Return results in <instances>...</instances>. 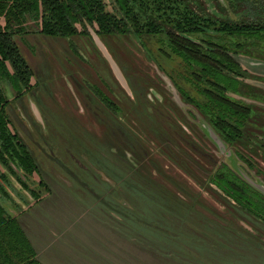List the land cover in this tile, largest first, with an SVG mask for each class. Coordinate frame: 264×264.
I'll return each instance as SVG.
<instances>
[{"label": "rangeland", "instance_id": "374dc122", "mask_svg": "<svg viewBox=\"0 0 264 264\" xmlns=\"http://www.w3.org/2000/svg\"><path fill=\"white\" fill-rule=\"evenodd\" d=\"M87 29L89 34L53 37L40 33L38 26L29 22V33L14 37L32 70V87L10 100L6 112L10 127L28 146L40 172L46 174L47 185L40 188L45 192L47 188L49 197L34 198L30 209L33 197L9 175L14 189L5 206L14 208L38 258L45 264H264V219L221 188L226 211H218L219 215L205 211V221L199 222L200 217L188 207L178 206V194L169 186L185 182L146 174L123 181L113 176L117 188L112 190L109 180H101L97 173L109 168L111 161L105 153L113 147L105 125L108 123L112 138L116 124L111 110L100 101V92L117 100L129 99L130 92L141 98L146 95L150 101V94L156 96L159 108H171L170 114L164 113L179 123L183 139H189L186 146H205L201 154L207 168L225 163L229 147L221 152L208 140L199 125L202 121L192 110H177L158 98L164 91L156 69L166 74L165 79L173 76L180 83L176 71L181 67L175 56L159 54L151 41L129 33L97 36L99 46L95 28ZM247 56L261 63L241 59L246 93L236 97L250 105L248 134L255 143L256 165L264 173V151L259 147L264 145L260 139H264V45L252 47ZM164 167L168 173L177 170L166 162ZM75 175L91 186V195L101 197L92 199L86 187L88 192L78 186ZM34 183L30 186H37ZM246 185L251 189L248 192H257ZM125 187L127 197L131 195V207L129 201L125 205ZM48 202L51 207L46 206Z\"/></svg>", "mask_w": 264, "mask_h": 264}, {"label": "trees", "instance_id": "16d2710c", "mask_svg": "<svg viewBox=\"0 0 264 264\" xmlns=\"http://www.w3.org/2000/svg\"><path fill=\"white\" fill-rule=\"evenodd\" d=\"M108 2L111 9L105 0H0V264H45L37 257L14 208L5 206L12 198L10 190L14 189L9 175L33 198L41 196L29 186L31 175L38 171L36 160L10 127L6 112L10 100L32 87V70L14 41L15 35L29 33V22H34L40 33L53 37L89 34L87 26L95 28L99 37L129 33L151 41L159 54L175 56L181 67L176 71L180 83L173 76L169 78L182 100L228 144L247 173L264 180V173L256 165L255 143L248 134L250 105L236 97L246 92L245 73L235 58L250 55L252 47L264 45V0H224L226 5L220 0ZM162 86L160 100L180 110L163 81ZM130 94L127 100H117L100 92V101L114 111L116 124L111 138L106 123L105 130L114 148L105 153L111 162L101 173L113 184L117 182L113 176L123 181L143 174L209 175L210 183L264 219V195L248 192L251 189L223 162L207 168L202 162H207L206 157L201 154L205 146H186L189 139H183L179 123L165 114L171 113L169 106H162V110L153 95L150 101L146 95L144 99ZM259 147L264 151V145ZM164 162L175 166L176 172H166Z\"/></svg>", "mask_w": 264, "mask_h": 264}, {"label": "crops", "instance_id": "0c3cea01", "mask_svg": "<svg viewBox=\"0 0 264 264\" xmlns=\"http://www.w3.org/2000/svg\"><path fill=\"white\" fill-rule=\"evenodd\" d=\"M101 177H102L101 178L102 181H105L107 183L110 181L112 183L114 190L117 188V186L115 184H113L112 180L108 179V177H106L104 174ZM164 177L172 178L173 179L172 181L175 183H182V182L187 183V184H179V186L169 184V186L172 188L173 192L178 194V197L175 199L176 202H178V206H180L182 208L188 207L191 211L194 212V215L197 218L200 217L201 220L199 222L205 221L204 214H207L206 212H208V211L212 212V214L215 211V213L217 215L221 214L219 212L226 211L225 210L226 209V207H225L226 203L222 199L223 193L221 192L219 186H217L216 184L210 183V181H211L210 177L211 176H209V175L195 176V175H186V174L153 175V176H151V178H160V179H164ZM164 181H166V180H164ZM198 182H202L203 184H198ZM206 183H210V184H206ZM85 187L86 186L84 185V189H85ZM65 188H66V190L70 191L68 189V187L65 186ZM86 188L88 189V191L90 193L91 190L88 187H86ZM125 191H127L126 187L124 188V194H123L124 199H126L125 205L127 206L128 201H129V205L131 207V202H132L130 199L131 195H130V198H129V196L127 197ZM93 195L94 194H92L91 197H92V199H95L96 194L94 196ZM48 197H49V193L47 192L46 196H44L43 199L46 200ZM69 197L71 198V196H69ZM72 198L75 202H78L74 196ZM33 202H34V200L31 201V203L29 204L30 209H31V204H33ZM77 204L82 208H86L85 204H82V203H80V204L77 203ZM46 206L51 207L52 205H51V203L48 202V204ZM206 206H209V207L205 208ZM113 211L115 213V210H113ZM35 215L36 214H34V216ZM114 217H116V215H114ZM36 218L38 220L34 219V218H32V220L34 219V220H37L38 222L41 223V218L39 219V216H36ZM185 225L187 226L186 223H185ZM30 228L32 229L31 225H30Z\"/></svg>", "mask_w": 264, "mask_h": 264}, {"label": "water", "instance_id": "95a60500", "mask_svg": "<svg viewBox=\"0 0 264 264\" xmlns=\"http://www.w3.org/2000/svg\"><path fill=\"white\" fill-rule=\"evenodd\" d=\"M220 1L221 2H224V0H220ZM224 5H226L225 2H224ZM97 36H98L97 34L94 35L95 40H96V37ZM96 41H97V43L100 46L101 43L99 42V40L97 39ZM235 58H236V61L240 65H242V61H241L242 58L249 60V63L250 64H254V62L261 63L260 60H257V59H254V58H250L247 55H243V54L236 55ZM110 62H111V64L113 62L111 60V58H110ZM113 64H114V62H113ZM113 67H114L115 70L117 69V67H116L115 64H114ZM117 71H118V73L120 75V72H119L118 69H117ZM156 71H157V74L159 75V77L162 78V81L164 83V87L170 93L172 101H174L175 104L179 108H181L183 111L185 109L186 110L187 109L192 110L193 113L196 115V118L198 120H201L202 121V123H200L199 125H200V128L203 130V133L205 134L206 138L208 140H210L214 145H216L221 152L224 149L228 148V144L219 136V134L210 126V124L207 123L204 120V118L199 113H197L196 110L191 105L185 103L182 100V98L180 96V93L178 92L177 88L175 87V85L173 84V82L171 81V79L169 78V76H167L169 78V80L168 79H165V76H166L165 73L162 75L160 72H158L157 69H156ZM120 77L122 79V76L121 75H120ZM228 149L229 150H226V153L224 154L225 155L224 162L226 163V165L232 171H234L243 181H245L247 184H249L254 189H256L257 192H259L260 194L264 195V181L262 179H260L259 177L254 176L253 173H250V175H251L250 176L249 173H247L244 168H240L239 165L242 166L243 165L242 162L238 159V157L235 155L234 151L231 148H228Z\"/></svg>", "mask_w": 264, "mask_h": 264}, {"label": "flooded vegetation", "instance_id": "af4514ba", "mask_svg": "<svg viewBox=\"0 0 264 264\" xmlns=\"http://www.w3.org/2000/svg\"><path fill=\"white\" fill-rule=\"evenodd\" d=\"M211 9V8H210ZM233 18H234V16H233ZM250 91H251V89H249ZM151 95L152 94H150V97H151ZM156 97V96H155ZM158 98L159 99H161V97L160 96H158ZM112 113H113V115L115 114L114 113V111H111ZM102 127H103V124H102ZM105 127H106V125H105ZM17 132V131H16ZM99 132V131H98ZM261 140H263L264 141V139H262V138H260ZM33 156V155H32ZM36 160V159H35ZM36 163H37V161H36ZM37 165H38V171L36 172H34L32 175H31V177H30V179H29V186H30V183H33V182H35L34 183V185H37V186H34V187H31V189H33V190H35L36 192H38V193H40V197L41 198H44V196H46V193L48 192V190H47V188H46V192L44 191V189H41L40 187H42V186H45V185H47V182H46V179H45V176H46V174H44L43 175V173H41L40 172V168H39V164L37 163ZM100 171V170H99ZM98 175H100V176H102L101 175V171H100V173H97ZM76 176V175H75ZM200 176H202V175H200ZM32 178V179H31ZM76 178H77V180H78V186H80V188L82 187V189L83 190H85L84 189V185L86 186V187H88L90 190H91V186L85 181V180H83V179H79L77 176H76ZM33 181V182H32ZM96 181V180H95ZM81 183V184H80ZM84 184V185H83ZM67 187V186H66ZM70 191H73V190H70ZM88 195H91L89 192H88ZM39 197V198H40ZM32 200H34L35 201V199L34 198H32ZM39 200V199H38ZM81 202V201H80Z\"/></svg>", "mask_w": 264, "mask_h": 264}]
</instances>
